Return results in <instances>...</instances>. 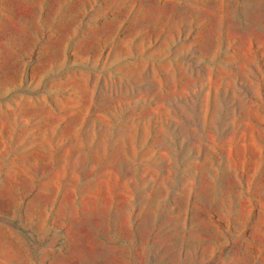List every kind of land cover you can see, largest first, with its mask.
Listing matches in <instances>:
<instances>
[{
    "label": "rangeland",
    "instance_id": "1",
    "mask_svg": "<svg viewBox=\"0 0 264 264\" xmlns=\"http://www.w3.org/2000/svg\"><path fill=\"white\" fill-rule=\"evenodd\" d=\"M0 264H264V0H0Z\"/></svg>",
    "mask_w": 264,
    "mask_h": 264
}]
</instances>
